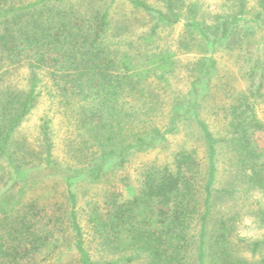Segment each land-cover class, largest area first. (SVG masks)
Here are the masks:
<instances>
[{
	"label": "trees",
	"instance_id": "1",
	"mask_svg": "<svg viewBox=\"0 0 264 264\" xmlns=\"http://www.w3.org/2000/svg\"><path fill=\"white\" fill-rule=\"evenodd\" d=\"M68 0H0V161L14 169L17 182L35 183L38 177L59 176L67 183L68 212L59 203H24V189L9 200L0 188V264H44L59 245L66 243L76 264H249L233 256V226L219 219L208 233L216 180L218 147L233 152L235 166L249 190L264 195V122L255 113L256 99L264 94L241 93L222 108L224 137L216 138L201 118V87L217 69V49L248 46L254 28L264 30V0H227L235 14L210 24L201 20L196 4L188 0H124L152 19L143 50L119 53L108 40V9L84 14ZM117 0H111L115 2ZM250 2L255 11L249 8ZM184 31L177 50L204 55L188 67L192 74L184 97L166 106L167 124L157 121L160 93L168 89L175 67L173 53L150 52L160 27L179 24ZM19 67L28 71V89L15 92L3 85ZM58 101L74 118L77 147L70 151L73 164L65 168L53 156L51 120L39 127L41 155L38 173H25L12 137L38 104L43 93ZM193 124L204 143L207 176L201 200L196 180L200 165L196 150L182 149L169 166L147 168L135 196L106 193L102 201L88 202L80 224L72 181L84 178L100 183L109 173L122 170L130 157L146 153L167 141L181 125ZM25 177L21 180L22 177ZM264 222V212L260 213ZM195 227H198L195 234ZM210 234V236H209ZM95 243L96 261L87 244ZM264 243V242H263ZM261 244H254L256 252ZM264 264V259L259 263Z\"/></svg>",
	"mask_w": 264,
	"mask_h": 264
},
{
	"label": "rangeland",
	"instance_id": "2",
	"mask_svg": "<svg viewBox=\"0 0 264 264\" xmlns=\"http://www.w3.org/2000/svg\"><path fill=\"white\" fill-rule=\"evenodd\" d=\"M150 4L159 6V1L148 0ZM196 4L201 20L210 24L218 17L235 14L236 9L227 0H188ZM84 14L92 11L108 9L110 30L108 40L114 44L119 53L144 49L143 39L149 35L152 19L145 13L134 9L127 1L117 0H68ZM249 8L255 11V5L250 2ZM183 21L170 27H160L149 47L150 52L175 54V67L169 76L168 89L160 93V104L155 112L157 121L161 125L167 123V109L175 96L184 97L189 90L192 74L188 67L192 62L204 56L197 52L182 54L177 50L180 36L183 33ZM248 46H235L232 49L222 47L217 49L213 57L217 61V69L211 80L204 84L200 91V116L208 124L216 138L225 136V122L221 117L222 108L227 107L233 96L244 93L249 95L256 90L264 94V30L253 29V34L246 38ZM28 71L19 67L5 78L3 85L10 86L13 91L24 93L28 89ZM257 96V95H256ZM256 116L264 122V102L256 99ZM43 119L51 120L52 139L54 143L53 156L62 167L73 164L70 153L77 147V136L74 118L58 104V101L45 92L38 104L25 118L12 137V149L18 154L19 164L25 168V173L37 174L43 167L39 165L41 155L39 127ZM259 144L264 147V135L259 136ZM196 150V159L200 165V174L196 180L197 192L201 200L203 186L207 176V156L203 141L193 124L185 123L177 133L168 135L167 141L146 153L134 154L129 163L122 170L110 172L100 183L92 184L80 177L72 181L70 190L76 197V211L80 224L86 235L88 227L83 210L88 202L102 201L110 191L120 192L123 199L132 198L140 189L141 174L147 168L169 166L172 168L174 155L180 150ZM233 152L223 146L218 147L216 157V180L213 185L212 210L207 228L208 233L219 219H228L233 226L230 236V250L236 258L245 260L249 264L259 263L264 259V222L260 213L264 212V195L258 191L249 190L244 178L235 166ZM27 175L21 178L23 180ZM17 182L14 169L0 161V188L8 190L9 200L15 193L24 189L22 201L24 203L37 200L41 203H59L65 212L70 204L67 197V183L59 176L38 177L35 183ZM198 227H195V234ZM210 236V234H209ZM87 244L93 258L98 261L100 255L95 252V243L89 236ZM261 244L256 252L254 244ZM194 264V258H192ZM44 264H76L74 252L66 243L59 245L55 252L46 258Z\"/></svg>",
	"mask_w": 264,
	"mask_h": 264
}]
</instances>
